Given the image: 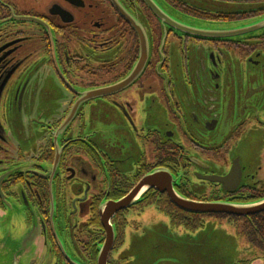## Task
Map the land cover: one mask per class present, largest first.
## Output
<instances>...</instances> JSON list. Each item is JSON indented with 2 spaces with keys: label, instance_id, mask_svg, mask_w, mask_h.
<instances>
[{
  "label": "flooded vegetation",
  "instance_id": "1",
  "mask_svg": "<svg viewBox=\"0 0 264 264\" xmlns=\"http://www.w3.org/2000/svg\"><path fill=\"white\" fill-rule=\"evenodd\" d=\"M263 16L264 0H0L4 258L132 264L150 207L184 235L208 219L227 225L250 252L235 264H264V210L186 211L153 187L110 210L154 172L188 204L264 200V176L244 175L229 157L246 123L264 133V30L214 40L175 26ZM249 85L254 94L245 96Z\"/></svg>",
  "mask_w": 264,
  "mask_h": 264
},
{
  "label": "rangeland",
  "instance_id": "2",
  "mask_svg": "<svg viewBox=\"0 0 264 264\" xmlns=\"http://www.w3.org/2000/svg\"><path fill=\"white\" fill-rule=\"evenodd\" d=\"M245 89L246 87H243L241 91L245 96L254 94L251 93L254 85H249L250 93H247V91L245 93ZM262 91L264 93V89ZM235 97L236 94L234 102ZM244 100L246 103V99ZM254 109L256 107H253ZM263 109L261 108V110ZM236 115L235 113L232 115L234 125H237ZM244 127L236 143L230 146L229 157L238 160L244 175L250 176L257 172L258 178L263 177L264 133H256L258 131L252 130L248 123ZM144 212L141 219L142 227H140L143 228V232H137L140 237L134 242L133 253L130 254L134 258L130 261L132 264H235L241 256L247 257L250 255V252L245 248V243L241 239L235 238V231L232 228L223 224L215 226L214 222L216 221L213 219H208L203 230L195 234L188 233V235H184L182 231L172 230L169 227L168 220L163 213L150 207ZM156 224L164 229H159L155 233L150 226ZM158 239L164 243V248L158 244ZM130 242L128 245L131 249L132 243L130 244ZM7 243H10V241ZM10 246L11 250L13 247L15 248L13 243H10ZM212 249L213 254L211 255ZM3 255L4 252L0 251V264H6V262L10 264L11 259L7 260Z\"/></svg>",
  "mask_w": 264,
  "mask_h": 264
},
{
  "label": "water",
  "instance_id": "3",
  "mask_svg": "<svg viewBox=\"0 0 264 264\" xmlns=\"http://www.w3.org/2000/svg\"><path fill=\"white\" fill-rule=\"evenodd\" d=\"M152 11L158 15V11L155 6L148 2ZM159 16V15H158ZM160 17V16H159ZM173 25V24H172ZM194 24L188 27L179 28L183 30L188 35H193L204 39H214V40H236L240 37L247 36L251 33H257L264 30V16L253 20L235 22L230 24H204L198 25ZM144 49L142 48V54ZM154 188L158 191L167 190L170 200L179 208L188 211H200L201 213H227L237 216H246L256 212L264 210V200L248 206H224V205H193L185 203L182 200H178L170 192V181L167 175L164 173L154 172L148 176H145L136 187L123 199L112 202L110 204V210L113 212L124 209L139 199V197L148 189Z\"/></svg>",
  "mask_w": 264,
  "mask_h": 264
}]
</instances>
